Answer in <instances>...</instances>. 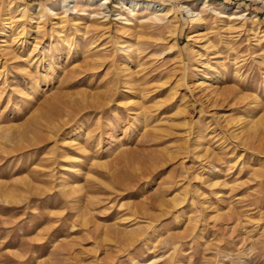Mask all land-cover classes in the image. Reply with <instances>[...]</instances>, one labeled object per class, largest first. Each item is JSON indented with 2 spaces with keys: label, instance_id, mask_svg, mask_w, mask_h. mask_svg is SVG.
I'll use <instances>...</instances> for the list:
<instances>
[{
  "label": "rangeland",
  "instance_id": "1",
  "mask_svg": "<svg viewBox=\"0 0 264 264\" xmlns=\"http://www.w3.org/2000/svg\"><path fill=\"white\" fill-rule=\"evenodd\" d=\"M122 1L0 0V264H264V0Z\"/></svg>",
  "mask_w": 264,
  "mask_h": 264
},
{
  "label": "bare ground",
  "instance_id": "2",
  "mask_svg": "<svg viewBox=\"0 0 264 264\" xmlns=\"http://www.w3.org/2000/svg\"><path fill=\"white\" fill-rule=\"evenodd\" d=\"M71 0H64V2H63V4H62V7L63 8H65V6L67 5L66 3H68V2H70ZM86 1V4L88 5V6H93V5H101L102 7H104V5L107 3V2H105V3H103L102 2V0H85ZM102 2V3H101ZM211 2V1H210ZM205 3H209V0H206L204 3H198V4H201V5H203V4H205ZM122 4L125 6V8L126 9H128V10H132V11H149V12H152V14H153V16H152V18L151 19H148V21L146 20V22H147V24L148 23H150V22H154L155 24L156 23H158V24H164V21L168 18V17H170L172 14L169 12H166L165 14H162V13H160L162 10H163V8H162V5H158V4H156V3H152V2H148V1H139V0H123L122 1ZM197 5V4H196ZM207 6V5H206ZM209 6V5H208ZM207 6V7H208ZM222 6V5H221ZM202 7V6H201ZM226 11H230L231 10V7H228V6H222ZM237 8V7H236ZM203 9V8H202ZM11 10H15V11H17L18 13H20L21 14V19H19V20H23V18L26 16V12L27 11H25V9L24 8H22L21 6H19V5H17V4H13V5H11L10 7H9V9H8V11H11ZM42 10V8H41V6H39L38 8H36V10H35V12H40ZM7 11V12H8ZM43 11V10H42ZM188 11L189 12H191L192 11V9H189V7H188ZM7 12H5V11H0V19L2 18H5V15L7 14ZM29 13V12H28ZM31 15V14H30ZM200 15V14H199ZM33 16V15H32ZM54 16V15H53ZM241 17V16H240ZM239 17V18H240ZM232 18V17H231ZM237 18V17H236ZM242 19V18H241ZM8 20H10L9 18H6V19H3V20H1L0 21V24H1V27H0V34H2V35H4V32L6 31V29H8L7 28V24H5V22L6 21H8ZM230 20V19H229ZM11 21V20H10ZM193 22H196V23H200L201 24V19L198 17V15H195L194 16V19L192 20ZM233 21V20H232ZM103 22V21H102ZM231 23V22H230ZM199 24V25H200ZM9 25H13V23L12 22H10V24ZM228 26V25H227ZM232 27H233V25H231ZM12 28V27H11ZM234 28V27H233ZM119 30H123V28L122 27H119ZM200 37V36H199ZM202 39V38H201ZM2 42H4V41H2ZM17 45H18V47H22L23 46V42H18L17 43ZM207 45H209V44H207ZM3 47V49H4V51H6V52H8V49H10V46L9 45H3L2 46ZM17 47V48H18ZM191 50V52H193V48H191L190 49ZM3 51V52H4ZM14 52H12L11 54H12V59H18V58H20V59H23L24 61H30V60H32L33 58H34V56H33V53H34V51H31L30 53H29V51L28 50H23V51H21L20 52V55H17V54H13ZM23 62V61H22ZM26 63V62H25ZM211 65L210 64H207V65H205L204 66V70L203 71H201L202 73H201V76H210V75H212L211 73H210V70H211ZM73 73V72H72ZM47 76L48 75H46L45 77L47 78ZM208 76V77H209ZM198 77V76H197ZM213 77V76H212ZM32 78V77H31ZM207 78V77H206ZM32 80H33V78H32ZM38 83V82H37ZM47 84V80H46V82H45V85ZM35 86V85H34ZM33 87V86H32ZM32 87H30V88H32ZM36 88V87H35ZM33 89V88H32ZM32 89H30V90H32ZM35 91H37V88H36V90ZM38 92V91H37ZM36 92V93H37ZM58 103H59V100H58V102H57V98H55L49 105L50 106H54V107H56L57 105H58Z\"/></svg>",
  "mask_w": 264,
  "mask_h": 264
}]
</instances>
